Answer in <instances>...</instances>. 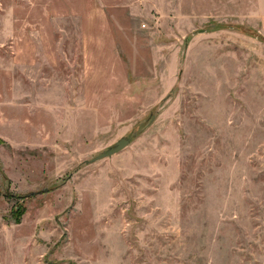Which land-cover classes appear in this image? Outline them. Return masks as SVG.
I'll list each match as a JSON object with an SVG mask.
<instances>
[{
    "label": "rangeland",
    "instance_id": "1",
    "mask_svg": "<svg viewBox=\"0 0 264 264\" xmlns=\"http://www.w3.org/2000/svg\"><path fill=\"white\" fill-rule=\"evenodd\" d=\"M0 264H264V0H0Z\"/></svg>",
    "mask_w": 264,
    "mask_h": 264
},
{
    "label": "water",
    "instance_id": "2",
    "mask_svg": "<svg viewBox=\"0 0 264 264\" xmlns=\"http://www.w3.org/2000/svg\"><path fill=\"white\" fill-rule=\"evenodd\" d=\"M129 144H130V139L123 138L119 140L118 142H116V144L110 150L96 157L92 162L112 157L118 154L119 152H121L122 150H124L127 146H129Z\"/></svg>",
    "mask_w": 264,
    "mask_h": 264
},
{
    "label": "trees",
    "instance_id": "3",
    "mask_svg": "<svg viewBox=\"0 0 264 264\" xmlns=\"http://www.w3.org/2000/svg\"><path fill=\"white\" fill-rule=\"evenodd\" d=\"M19 221V220H18Z\"/></svg>",
    "mask_w": 264,
    "mask_h": 264
}]
</instances>
